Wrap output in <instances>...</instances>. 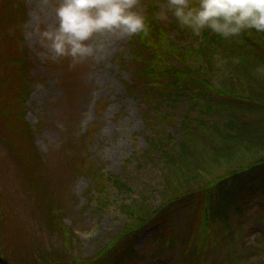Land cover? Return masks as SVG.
<instances>
[{
	"label": "rangeland",
	"instance_id": "obj_1",
	"mask_svg": "<svg viewBox=\"0 0 264 264\" xmlns=\"http://www.w3.org/2000/svg\"><path fill=\"white\" fill-rule=\"evenodd\" d=\"M149 1L139 0L141 13ZM163 1L165 11L167 0ZM57 3L58 0H0V30L7 33L0 39V52L12 46L19 55L24 49L32 65V69L28 66L24 70L29 75L25 119L35 149L30 162L22 153H15L18 149L0 140V209L10 212L9 217L0 213V235L7 219L13 225L4 245L0 241V264H70L69 259L96 257L121 233L127 218L120 211L122 193L112 189L105 205L90 193L92 179L87 170L96 169L106 178L124 176L130 181L132 197L138 199L144 193L153 205H159L162 163L157 154L147 155L148 140L166 133L180 139L183 132L181 120L188 100L178 104L176 120L166 116L165 111L162 117L155 116L150 104L156 103L159 109L158 103L164 98L161 88H146L136 76L140 63L132 58V52L139 47L131 46L132 37L99 34L91 41L98 50L78 63L55 56L41 41L37 29L44 31L54 25ZM41 7L45 8V16L37 25L33 14ZM173 18L169 13L168 20ZM176 37L172 33V39ZM219 54L221 71L212 77L215 85L222 86L219 79L231 76L233 71ZM18 76L15 69L8 70V78L14 83ZM142 90L148 93L149 103L143 99ZM231 100L227 96L212 100L216 111L210 112L208 120H220L219 109ZM260 100L256 114L264 113V97ZM255 113L248 117L252 119ZM156 125L162 127L154 131ZM1 132L0 125V136ZM76 156L79 161L74 159ZM246 162L240 156L236 161H224L222 167L215 165V171L226 172ZM39 200L48 205L43 212L38 207ZM261 200H255L243 215L232 213L227 230L220 223L212 225L203 251L204 262L196 259L188 242L199 216L195 205H173L159 215L160 222L155 227L133 234V254L118 264H233L236 257L244 264H264ZM56 217L60 226L73 233L70 248H64L56 227L48 224ZM164 218L169 220V226ZM197 235L195 232L194 239ZM126 244L123 241L121 247ZM69 252L72 253L67 256Z\"/></svg>",
	"mask_w": 264,
	"mask_h": 264
},
{
	"label": "trees",
	"instance_id": "obj_2",
	"mask_svg": "<svg viewBox=\"0 0 264 264\" xmlns=\"http://www.w3.org/2000/svg\"><path fill=\"white\" fill-rule=\"evenodd\" d=\"M163 2L151 0L143 5L142 15L148 34L131 38V46L139 47L132 52V58L140 63L136 76L144 81L146 88H161L160 95L164 99L161 103L157 101L159 109L156 103L150 104L155 116L162 117L165 111L166 116L176 120L174 111L178 104L183 99L189 102L181 120L183 132L180 139L166 133L159 138L151 136L148 140L147 155L157 154L162 163L163 178L158 192L161 201L159 205H153L144 193L138 199L132 197L130 181L124 176L106 178L96 169L87 170L92 179L90 193L101 205L110 199L112 189L122 193L120 211L127 222L121 233L96 257L80 261L69 259L70 264H118L133 254V234L155 227L160 222L159 215L173 205H195L199 216L188 242L196 259L204 262L203 251L212 225L220 223L227 230L232 213L243 215L255 200L262 199L260 202L264 204V156L260 157V151L264 149V113H255L258 110L256 103L264 97V33L246 30L238 36L223 38L206 28L197 35L190 28L181 26L175 17L173 20L158 19ZM196 2L198 0H192L193 4ZM172 33L177 36L176 40L172 39ZM4 35L7 33L1 28L0 39ZM3 48L6 47L3 45ZM217 52L233 71L231 76L219 79L222 86L215 85L212 77L214 72L221 71ZM29 59L24 49L22 54L16 55L12 46L4 53L0 52V140L18 149L15 153H22L31 162L35 149L25 119L29 75L24 72L28 66L32 69ZM10 69L18 72L15 83L8 78ZM141 94L149 103L148 93L142 90ZM221 96L232 100L219 109L220 120L209 121L210 112L216 111L211 101ZM251 112L255 113L252 119L248 117ZM158 127L162 125L154 126V131ZM240 156L247 162L226 172L215 171V165L222 167L224 161H236ZM74 159L79 161L77 156ZM38 197L41 199L40 195ZM38 207L43 212L48 205L39 200ZM0 213L3 217L10 216L6 209H0ZM57 218L48 224L56 227L64 248H70L73 233L68 227L60 226L62 223H57ZM6 221L0 235L3 245L10 235V226H13ZM163 222L170 224L167 218ZM1 224L0 216V227ZM195 232L198 235L194 239ZM163 234L166 239L169 237L165 231ZM123 241L127 244L121 247ZM233 264L244 263L236 257Z\"/></svg>",
	"mask_w": 264,
	"mask_h": 264
},
{
	"label": "clouds",
	"instance_id": "obj_3",
	"mask_svg": "<svg viewBox=\"0 0 264 264\" xmlns=\"http://www.w3.org/2000/svg\"><path fill=\"white\" fill-rule=\"evenodd\" d=\"M47 0H45V3ZM139 0H58L54 8V25L37 33L57 58L73 62L89 58L98 50L91 44L99 34L134 37L148 34L145 17L138 8ZM171 14L181 26L199 35L202 30L230 38L246 30L264 33V0H167V9L158 19ZM45 8L33 14L38 25Z\"/></svg>",
	"mask_w": 264,
	"mask_h": 264
}]
</instances>
